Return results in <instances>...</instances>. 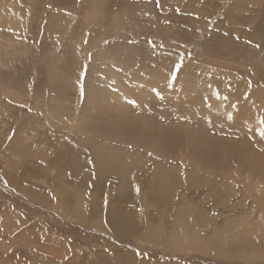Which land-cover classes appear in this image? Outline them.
Returning <instances> with one entry per match:
<instances>
[{
    "label": "rangeland",
    "instance_id": "1",
    "mask_svg": "<svg viewBox=\"0 0 264 264\" xmlns=\"http://www.w3.org/2000/svg\"><path fill=\"white\" fill-rule=\"evenodd\" d=\"M262 117L264 0H0V264H264Z\"/></svg>",
    "mask_w": 264,
    "mask_h": 264
},
{
    "label": "snow or ice",
    "instance_id": "2",
    "mask_svg": "<svg viewBox=\"0 0 264 264\" xmlns=\"http://www.w3.org/2000/svg\"><path fill=\"white\" fill-rule=\"evenodd\" d=\"M157 3L159 4V0H157ZM237 39H238V37H237ZM83 42H84L85 44H87V43H88V40H84ZM105 43H107V41H105ZM256 47H259V45H256ZM88 58H89V59L92 58V54H91V53H89ZM183 60H184V57L181 56V57H180V62H178V63L175 65V67L173 68V70H172V72H171V80H172V81L176 80V78H177V73L179 72V70H180V68H181V65H182V63H183ZM168 86L170 87V86H171V83H169ZM248 86L251 87V81L248 82ZM153 91H156V89H153ZM81 94H83V90H82V88H81ZM159 95H160L159 92H157V96H159ZM246 96H247V94H246ZM160 98L163 99L162 96H161ZM224 99L227 100V97H224ZM132 103H135V101H132ZM22 107H23V106H22ZM209 107H211V105H209ZM233 107H236V105H233ZM29 110H31V109H29ZM227 118H228L229 120H232V119H233L232 114L229 113ZM208 123H209V124L212 123V121H211L210 118H208ZM259 123H260V125H261V127L259 128V136H260V139H261V140H264V117H262V118L260 119ZM9 139H11V137H10ZM260 151H264V148H261ZM148 155L151 156L152 153L149 152ZM89 163H91V161H89ZM137 192H139V188H138V187H137ZM106 204H107V199H105V205H106ZM137 255H139V253H137ZM144 255H145V257H147L148 254L145 253Z\"/></svg>",
    "mask_w": 264,
    "mask_h": 264
},
{
    "label": "bare ground",
    "instance_id": "3",
    "mask_svg": "<svg viewBox=\"0 0 264 264\" xmlns=\"http://www.w3.org/2000/svg\"><path fill=\"white\" fill-rule=\"evenodd\" d=\"M161 1H162V0H161ZM113 111H114V110H113ZM225 111H226V110H225ZM227 112H228V111H227ZM232 112H233V111H232ZM132 113H133V112H132ZM229 113H230V112H229ZM233 114H234V113H233ZM77 117H78V115H77ZM49 118H51V117H49ZM83 118H84V117H83ZM69 119H70V118H69ZM75 120H76V116H74V120H73V117H72V121H71V122H72L73 124L76 122V123L72 126V129H73V127L75 128L76 125H77L78 120H77V121H75ZM73 121H74V122H73ZM71 122H70V124H72ZM65 123H66V122H65ZM70 124H69V128H71V125H70ZM121 135H122V134H121ZM122 136H124V135H122ZM217 149H218V148H217ZM247 153H248V152H247ZM257 154H258V153H257ZM225 155H226V154H225ZM134 156H135V155H134ZM221 156H222V155H221ZM247 157H248V156H247ZM247 157H246V158H247ZM134 158H135V157H134ZM260 159H261V158H260ZM258 160H259V159H258ZM262 162H264V161H262ZM256 163H257V162H256ZM241 171H242V170H241ZM170 173H171V172H170ZM250 183H251V182H250ZM258 184H259V183H258ZM261 184H262V183H261ZM262 187H263V186H262ZM261 189H262V188H261ZM261 193H262V192H261ZM257 196H258V195H257ZM236 208H237V207H236ZM251 215H252V214H251ZM236 221H237V220H236ZM248 226H249V225H248ZM177 232H178V231H177ZM183 241H184V240H183Z\"/></svg>",
    "mask_w": 264,
    "mask_h": 264
}]
</instances>
